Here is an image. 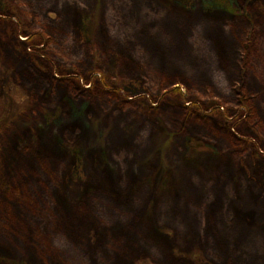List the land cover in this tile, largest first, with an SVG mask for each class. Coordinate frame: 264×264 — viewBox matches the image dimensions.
Wrapping results in <instances>:
<instances>
[{"label":"rangeland","instance_id":"obj_1","mask_svg":"<svg viewBox=\"0 0 264 264\" xmlns=\"http://www.w3.org/2000/svg\"><path fill=\"white\" fill-rule=\"evenodd\" d=\"M0 264H264V0H0Z\"/></svg>","mask_w":264,"mask_h":264}]
</instances>
